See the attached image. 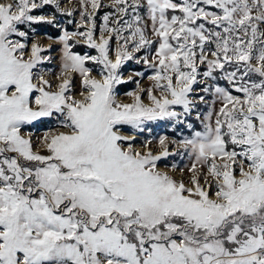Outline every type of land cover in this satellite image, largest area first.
Listing matches in <instances>:
<instances>
[{
  "label": "snow or ice",
  "instance_id": "6c2138e0",
  "mask_svg": "<svg viewBox=\"0 0 264 264\" xmlns=\"http://www.w3.org/2000/svg\"><path fill=\"white\" fill-rule=\"evenodd\" d=\"M77 2L57 84L25 29L74 12L0 2V264H264V0ZM129 61L152 85L123 103ZM46 119L65 131L34 138ZM156 121L190 133L173 174L167 136L154 154L125 134Z\"/></svg>",
  "mask_w": 264,
  "mask_h": 264
},
{
  "label": "rangeland",
  "instance_id": "374dc122",
  "mask_svg": "<svg viewBox=\"0 0 264 264\" xmlns=\"http://www.w3.org/2000/svg\"><path fill=\"white\" fill-rule=\"evenodd\" d=\"M3 3H11L13 0H0ZM61 5L66 10H71L74 12L73 17H67L57 12L52 7H47L43 10V14L45 15H54L55 22L53 25L42 24L36 25L35 32L33 33L29 29H25L29 31L30 42L35 41L41 44L42 47L49 49L48 52L42 53V55H48L51 57V61L44 64L42 67L45 70L49 71L48 79L53 82V84L59 83L56 81L55 76L59 74L60 71V58L62 53V46L58 44L56 41L59 36L63 34L64 30L68 31H76V23L79 21V4L77 0H60ZM104 11H107L105 9ZM103 13H101L102 15ZM69 20H72L73 23H69ZM24 27V26H21ZM48 37H52V39H48ZM73 51L78 52L80 54H84L86 52L90 54H95L94 50L88 49L82 42L76 44V47ZM138 55H144V53H140ZM122 76L124 79V83L117 85V94L120 102L123 103H132V98L127 96V92H135L137 91L136 81H139L140 89H147L151 87L152 82L147 79L149 75L152 74V70L147 68L143 63L136 64L134 61L127 62L123 68L121 69ZM141 72L143 76H136L134 73ZM131 77V79H129ZM78 80V77H77ZM202 94V93H201ZM78 95V94H77ZM144 102L147 104L146 96L143 97ZM201 113L206 111L204 105H200ZM189 122L194 125L197 130H201V125L199 121L195 119V113L191 117H189ZM146 130L143 133L136 132L131 128L125 129V134H133L136 136V139L133 141L134 147L136 150H145L142 149L143 144L146 141H151L149 144V149L154 152V154H158L159 144L158 140L160 136H167L169 143L170 152L174 153L173 155H169L167 158L162 159L158 162L160 169L167 170L169 174H173L171 172V166L175 164L177 168H184L186 165L190 163L189 157L183 150L178 146V144H172L173 140L179 141L185 137L190 136V133L186 127V125H175L170 121H156L150 122L145 125ZM150 129L151 131H148ZM30 131L33 133V137H42L45 132H57V131H65L57 120L54 119H46L44 122H37L35 127L31 128ZM177 179L181 178V173L176 171L174 173Z\"/></svg>",
  "mask_w": 264,
  "mask_h": 264
},
{
  "label": "bare ground",
  "instance_id": "6f19581e",
  "mask_svg": "<svg viewBox=\"0 0 264 264\" xmlns=\"http://www.w3.org/2000/svg\"><path fill=\"white\" fill-rule=\"evenodd\" d=\"M75 98L80 99V97H79L78 95H76ZM161 170H162V169H161ZM164 171H167V170H164Z\"/></svg>",
  "mask_w": 264,
  "mask_h": 264
}]
</instances>
